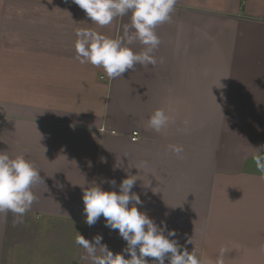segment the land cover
I'll return each mask as SVG.
<instances>
[{
    "label": "crops",
    "instance_id": "0c3cea01",
    "mask_svg": "<svg viewBox=\"0 0 264 264\" xmlns=\"http://www.w3.org/2000/svg\"><path fill=\"white\" fill-rule=\"evenodd\" d=\"M129 23L100 27L72 0H0V151L44 179L23 223L0 213V264H92L81 246L53 248V238L73 248L78 233L121 252L102 216L87 225L82 195L129 174L139 210L205 264L222 247L224 264H264V177L252 159L264 145V0H177L155 29L157 64L121 78L76 59L77 28L115 38ZM156 109L171 118L161 132L148 126Z\"/></svg>",
    "mask_w": 264,
    "mask_h": 264
},
{
    "label": "clouds",
    "instance_id": "9594fccd",
    "mask_svg": "<svg viewBox=\"0 0 264 264\" xmlns=\"http://www.w3.org/2000/svg\"><path fill=\"white\" fill-rule=\"evenodd\" d=\"M177 0H72L79 6L91 23L100 27L110 25L116 18L130 14V23L125 24L122 33L115 38L106 36L91 28L75 30L76 59L81 64L100 67L110 80L121 78L137 65L155 66L157 58L154 53L161 41L155 29L158 25L171 20ZM136 42L143 45L142 50L132 47ZM160 62H163L161 58ZM170 116L163 109H156L148 119V126L161 132L170 122ZM170 150L178 157L183 146L170 145ZM252 155L256 170L264 177V145L256 148ZM111 186L105 190L101 183H93L84 188L83 212L88 226L95 225L101 216L104 226L118 230L120 237L126 241L121 252L113 253L102 243V235H96L90 242L83 235L75 237V243L86 251V259L92 264H205L192 250L179 243L177 232L170 230L162 222L157 225L138 205L143 202L132 191L136 185V175L129 174L119 185L116 181H104ZM44 184V179L35 165L23 154L10 156L0 151V213L11 212L13 223L24 222V215L30 211L38 199L33 187ZM118 188V191H117ZM192 244L191 238L186 241ZM225 248L220 249L215 264H224ZM128 256L129 258H125Z\"/></svg>",
    "mask_w": 264,
    "mask_h": 264
},
{
    "label": "rangeland",
    "instance_id": "374dc122",
    "mask_svg": "<svg viewBox=\"0 0 264 264\" xmlns=\"http://www.w3.org/2000/svg\"><path fill=\"white\" fill-rule=\"evenodd\" d=\"M74 239V242L72 243V245H73V248H69L70 247V242L67 244V242H66V239L65 238H53V248L55 249V252H59L60 250L61 251H64V250H62L63 248L65 249L66 247H67V249H66V251L69 253L70 251L71 252H73L74 254H76V247H78L79 245H77L76 243H75V238H73ZM67 245V246H66ZM66 252V253H67ZM75 262H76V259L74 258L71 262H70V264H75Z\"/></svg>",
    "mask_w": 264,
    "mask_h": 264
},
{
    "label": "built area",
    "instance_id": "2783aa9c",
    "mask_svg": "<svg viewBox=\"0 0 264 264\" xmlns=\"http://www.w3.org/2000/svg\"><path fill=\"white\" fill-rule=\"evenodd\" d=\"M137 139H138V132L135 131L132 133L131 141L135 142V141H137Z\"/></svg>",
    "mask_w": 264,
    "mask_h": 264
}]
</instances>
